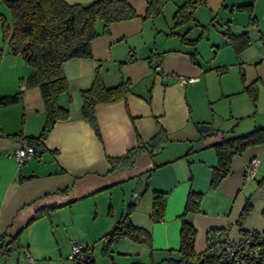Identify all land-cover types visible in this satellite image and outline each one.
Segmentation results:
<instances>
[{
  "label": "crops",
  "instance_id": "obj_1",
  "mask_svg": "<svg viewBox=\"0 0 264 264\" xmlns=\"http://www.w3.org/2000/svg\"><path fill=\"white\" fill-rule=\"evenodd\" d=\"M127 1L135 18L113 23L107 34L95 37L90 59L63 63L69 92L57 101L69 118L53 125L21 166L12 151L20 140L40 135L45 115L38 88L24 84L29 67L6 61L20 73L0 84V94L21 92L22 97L0 108V240L36 261L49 264L51 257H62L71 239L61 248L57 236L74 227L90 226L82 237L69 236L80 244L102 243L129 209L128 221L151 236L150 246L137 243L142 248L133 249L147 253L148 263H159L179 248V218L190 191L202 194L199 211L185 218L196 231L195 254L204 253L207 242L220 235L235 241L243 232H264V143L234 156L217 189L209 187L217 164L214 145L264 128V0H191L192 16L183 24H176L174 15L187 0H167L151 15L146 11L152 0ZM250 3V11L237 8ZM191 24L201 32L196 38L190 36ZM95 26L101 32V23ZM208 27L213 35L208 46L214 51L206 67L190 59L188 40L198 39L197 46ZM224 31L254 35V40L249 37L248 46L237 54ZM96 70L105 87L122 79L130 82L124 98L96 105L98 136L79 113L80 91L91 86ZM178 76L196 80L183 85ZM249 86L254 87L250 94L245 91ZM198 125L208 126L207 131H199ZM159 129L167 142L153 158L140 153L131 168L108 173L107 157L125 154L138 139L147 142ZM253 158L260 165L254 178L244 182L243 168ZM63 189L67 194L59 193ZM153 191L163 193L165 201L163 219L155 223L150 220ZM133 195L139 199L130 206ZM246 201L252 211L239 225ZM36 212L45 214L33 220ZM127 242L116 240L114 246L123 244L124 250L110 246L112 254L130 248Z\"/></svg>",
  "mask_w": 264,
  "mask_h": 264
},
{
  "label": "trees",
  "instance_id": "obj_2",
  "mask_svg": "<svg viewBox=\"0 0 264 264\" xmlns=\"http://www.w3.org/2000/svg\"><path fill=\"white\" fill-rule=\"evenodd\" d=\"M166 2L167 0H152L148 5L147 14H158ZM0 4L7 8L10 17L8 20L0 13L1 42L8 47L9 54L19 56L29 67L30 73L24 84L26 87H37L43 103L45 121L41 133L38 137L25 139L28 145L36 150L43 144V138L51 131L53 125L69 118L68 110L61 107L57 101L61 95H68L69 92L68 82L63 73V63L74 59H90L91 42L95 37L100 34H107L110 25L113 23L135 18L137 14L127 0H92L86 4H68L63 0H0ZM193 5L191 0H187L175 10L176 24L189 22ZM250 6H252L251 3L250 5H240L237 8L250 11ZM97 23H101V32L96 30L95 25ZM223 36L233 46L237 54L249 44V37L246 33L234 36L225 32ZM188 42L194 48L193 53L190 54V59L195 60L197 54L195 46L198 39L188 40ZM129 91L130 82L127 79H122L116 86L105 87L98 71H95L91 86L80 91L82 105L79 112L81 118L94 131L95 136L99 135L94 112L96 105L121 100ZM245 91L250 94L254 91V87L249 86ZM21 97V92L12 95L0 94V108L20 102ZM263 141L264 128H257L248 134L223 139L219 144L214 145L217 164L213 168L210 189H217L221 180L229 174L231 159L234 156L240 155L249 147L263 144ZM166 142V136L162 129H159L157 134L147 142L138 139L137 145L125 154L114 158L107 157L106 161L110 165L108 173L113 174L131 168L134 158L140 153H146L150 158H153ZM59 193L67 194V189H63ZM187 194L183 213L179 218L181 220L179 248L174 252L170 251V254H175V256H167L157 264H214L216 262L215 256L208 255L206 252L199 255L194 253L193 242L196 231L185 218L188 214L199 211L202 194L193 191ZM151 196L150 220L155 223L163 219L165 201L163 193L153 191ZM131 197L130 206H134L138 199L134 195ZM251 211L252 206L249 201H246L240 216H238L239 225L243 223ZM44 214L45 212H38L33 220H38ZM128 215L129 209L121 219L116 221L112 230L101 238L103 240L101 254L107 259V264H117L112 259L110 246L118 239L129 238L136 244L140 243L146 246L151 244V236L148 230L131 224L128 221ZM250 232L258 233L259 231L243 232L241 235ZM221 236L213 239H218ZM10 246L12 245L1 243L0 240V250ZM82 248L83 252L88 255L87 264H96L91 255L93 247L87 248L85 246ZM75 263L82 264L80 262ZM130 264L155 263H144L137 260Z\"/></svg>",
  "mask_w": 264,
  "mask_h": 264
},
{
  "label": "rangeland",
  "instance_id": "obj_3",
  "mask_svg": "<svg viewBox=\"0 0 264 264\" xmlns=\"http://www.w3.org/2000/svg\"><path fill=\"white\" fill-rule=\"evenodd\" d=\"M0 13H2L3 15L5 14L6 17L10 18L8 10L3 4H0ZM191 26H192L193 33H190V36L192 38H196V36H198L201 32H200L199 28H197V26H194V24H191ZM0 29H1V24H0ZM216 30L218 33L219 30L218 29H216ZM210 31H211V28L208 27L205 30V32L202 33L200 41L197 44V46H195L196 50H197L196 59L201 60L202 64L206 67L210 66L211 61H209V60L212 57L211 52L214 51L212 48H210V46H208L210 44V42H209L210 38L213 36L212 34H210V33H212ZM216 35H217V37H219L218 34H216ZM253 37H254V35H252L250 37L251 40H254ZM1 41H2V37H1V30H0V52H1V54H0L1 55L0 56V84L1 83L3 84L4 81H6L8 78H11V79L15 78L16 75L20 73V68L18 66L12 68V67H10L11 64L10 63L7 64L6 61H18L19 62V61H23V60L19 56L17 57V56H13L12 54H9L8 47L5 46ZM193 51H194V48L192 47V49H190V52L193 53ZM203 60H206V61H203ZM85 226H86V228H90V226H88V225H85ZM85 226L82 225L79 228L74 227L71 229H67L65 231V235L63 234L64 237L61 236V238H60L58 235L57 237L59 239H57V237L55 238V239H57V242L59 243L61 248H63L65 246V242H68L69 239H71L70 245L68 247L67 252H64L62 257H59V258L58 257L57 258L51 257L53 260H51L52 262H50L49 264H76L75 262H69V261L65 260V259H67V256L70 254V250H71L70 247H71L73 242H76L78 245H81L82 247H85V244L82 245L79 242H77L76 240H74V238H71L69 236L82 237L85 233V231H84ZM125 239H127L129 241L127 243H129L130 248H127V249L125 248L124 252L118 251V252H120L119 253L120 255L118 256L116 250H124L123 249L124 247L122 246L123 244L118 245V247L114 246L115 244H112L111 247L116 249V250H114L115 253L112 254V259H114V261L117 264H129L130 258H132L133 261L138 260V261H141L144 263H148L149 261H148V258L146 257L147 253H145V252L142 253L139 250L133 249V247L142 248V246L136 244V242H134L133 240H131L129 238H125ZM101 246H103V242L98 243V241H96L95 245H89L88 247H93V249L91 250V255L94 258L93 260H95L96 264H104V262H106V264H107V259H105V257H103L101 254ZM11 247H12V250H10L9 256H7L6 258L0 257V261L2 263H5V264H30L29 262H27L28 260L26 261V258L23 256V252H24L23 249L22 250L19 249L20 251H18V250H16L17 249L16 246L12 245ZM29 255L32 259L33 264H46V263H48V262L44 263V262H41L39 260L36 261L32 254H29ZM154 262H155V264H157V262H158L157 259H155Z\"/></svg>",
  "mask_w": 264,
  "mask_h": 264
},
{
  "label": "built area",
  "instance_id": "obj_4",
  "mask_svg": "<svg viewBox=\"0 0 264 264\" xmlns=\"http://www.w3.org/2000/svg\"><path fill=\"white\" fill-rule=\"evenodd\" d=\"M227 41V40H226ZM180 84L186 85L187 83L194 82L196 79H187L182 76L176 77ZM34 148L25 140H20L17 148L12 151V157L16 162V165L21 166L26 163L34 154ZM260 165V160L253 158L247 162L243 168V181H251ZM137 199L139 196L135 195ZM263 232H250L241 235L239 239L233 240L228 238L226 235L221 236L218 239L210 240L205 250L208 255L215 256L216 262L214 264H264V234ZM70 254L67 256V261L80 262L87 264V253L83 252L81 245L73 242L71 245ZM12 247H3L0 250V257L6 258L7 254L10 253ZM27 262L32 264V259L24 251Z\"/></svg>",
  "mask_w": 264,
  "mask_h": 264
},
{
  "label": "water",
  "instance_id": "obj_5",
  "mask_svg": "<svg viewBox=\"0 0 264 264\" xmlns=\"http://www.w3.org/2000/svg\"><path fill=\"white\" fill-rule=\"evenodd\" d=\"M197 129L199 130V131H207V129H208V126H205V125H198L197 126Z\"/></svg>",
  "mask_w": 264,
  "mask_h": 264
}]
</instances>
